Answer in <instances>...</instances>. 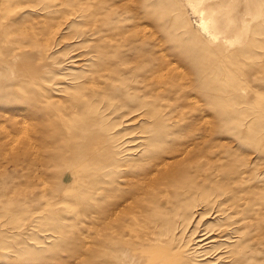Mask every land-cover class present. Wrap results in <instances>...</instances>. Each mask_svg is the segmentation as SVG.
<instances>
[{
	"label": "rangeland",
	"instance_id": "1",
	"mask_svg": "<svg viewBox=\"0 0 264 264\" xmlns=\"http://www.w3.org/2000/svg\"><path fill=\"white\" fill-rule=\"evenodd\" d=\"M0 264H264V0H0Z\"/></svg>",
	"mask_w": 264,
	"mask_h": 264
}]
</instances>
